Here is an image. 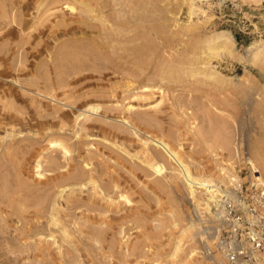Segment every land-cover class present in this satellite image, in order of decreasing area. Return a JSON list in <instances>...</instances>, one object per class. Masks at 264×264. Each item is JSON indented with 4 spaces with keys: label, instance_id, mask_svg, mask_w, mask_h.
Segmentation results:
<instances>
[{
    "label": "rangeland",
    "instance_id": "374dc122",
    "mask_svg": "<svg viewBox=\"0 0 264 264\" xmlns=\"http://www.w3.org/2000/svg\"><path fill=\"white\" fill-rule=\"evenodd\" d=\"M186 170L264 184V0H0V264H228Z\"/></svg>",
    "mask_w": 264,
    "mask_h": 264
},
{
    "label": "built area",
    "instance_id": "2783aa9c",
    "mask_svg": "<svg viewBox=\"0 0 264 264\" xmlns=\"http://www.w3.org/2000/svg\"><path fill=\"white\" fill-rule=\"evenodd\" d=\"M213 195L221 226L214 240L218 257L228 264H264V184L257 177H232L229 185L194 181Z\"/></svg>",
    "mask_w": 264,
    "mask_h": 264
},
{
    "label": "bare ground",
    "instance_id": "6f19581e",
    "mask_svg": "<svg viewBox=\"0 0 264 264\" xmlns=\"http://www.w3.org/2000/svg\"><path fill=\"white\" fill-rule=\"evenodd\" d=\"M164 146H166L165 144H163ZM167 147V146H166ZM164 167V166H163ZM160 171V170H159ZM185 175H186V178L188 179V180H191V181H197L187 170L185 171ZM256 177L257 178H261V175L259 174L258 176L256 175Z\"/></svg>",
    "mask_w": 264,
    "mask_h": 264
}]
</instances>
